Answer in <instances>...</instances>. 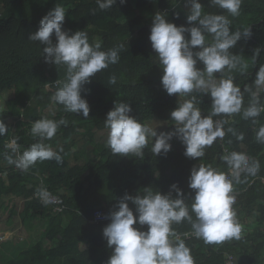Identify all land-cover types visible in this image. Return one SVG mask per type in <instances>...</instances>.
<instances>
[{"label":"trees","instance_id":"1","mask_svg":"<svg viewBox=\"0 0 264 264\" xmlns=\"http://www.w3.org/2000/svg\"><path fill=\"white\" fill-rule=\"evenodd\" d=\"M201 3L205 13L227 15L232 30L250 27L251 37L242 38L230 50L248 63L247 71L242 74L237 70L231 73L225 70V75H232L241 90L248 86L255 91V73L264 64V0H243L240 15L236 17L210 4L209 0H201ZM14 4L19 9H11ZM56 4L63 5L68 12L65 30L70 29L71 33L86 31L89 42L100 41L104 51L123 45L119 62L110 64L90 77V83L83 85L81 95L90 107L87 119L66 111L63 105L52 100L61 86L56 85V81L64 82L66 79V66L46 63L42 56L45 45L27 39ZM1 7L7 8L8 12L0 17V96L11 88H14V95L11 100L5 101L3 108L0 107V119L9 127L8 132L0 136V211L9 210L8 201L15 203V200L21 199L24 203L21 218L24 220L30 213L31 217H42L44 222L41 237L37 240L31 237L32 244L29 246H24L27 241L24 240L20 245L24 248L18 247L19 251L6 260V264H105L112 250L107 247L102 232L110 221L93 220V213L97 207L103 206V200L106 206L101 208L111 212L116 210L119 199L125 193L142 195L144 188L151 187L154 192L159 190L167 194L172 184H177L185 196H194V190L188 187L192 167L210 164L227 171L228 167L221 157L232 151L244 152L260 163L256 176L245 178L242 175L244 182L234 185V190L239 192L236 206L240 223L241 211L251 208V203H258L264 215V144L256 140L259 127L264 125V112L255 118V123L253 118H243V110L251 102L248 92L244 93L241 113L214 117L226 120L225 130L231 127L237 134L243 133L244 139L238 140L232 133L226 132L222 140L217 139L212 146L206 147L205 155L200 159L187 158L184 155L185 146L174 137L170 141L172 149L166 156H156L152 152V141L144 149L143 158L131 154L127 157L113 155L102 141L96 144L98 160L75 157V162H71L75 135L88 136L92 140L100 131L107 133L104 122L106 114L114 107V101L129 103L133 109L131 115L141 122L158 118L169 122V128L173 130L175 122L170 123V112L177 107L178 96H169L161 85L162 69L149 35L153 17L158 12L177 26H189L185 0H126L124 4L117 0L116 5L107 10H100L96 0H0ZM52 39L55 43L54 34ZM211 39V36L207 37L209 43ZM257 48H260V55L253 61ZM197 67L202 68V63L198 62ZM113 75L116 83L110 84L109 79ZM216 76L220 74L216 73ZM193 94L201 100L199 107L202 114H210V96ZM260 101L264 104V92ZM41 118L67 120V126L61 125L53 139L43 141L51 146L62 144V163L47 160L37 162L27 172L16 170L4 158L5 153L12 154L5 146L11 138H17L22 151L37 142L39 138L34 137L29 129L34 121ZM42 185L60 197L65 205L62 213L35 197L36 190ZM172 195L175 197L174 191ZM128 203L134 210L131 201ZM186 203L190 207L191 198ZM16 210L14 205L10 209L13 217ZM192 215L195 220L194 213ZM259 218H262L261 214ZM13 220L6 221L10 229L17 226ZM172 227L191 249L195 264H225L227 253L234 254L237 261L238 256L244 253L247 260L257 257L256 248L259 246L253 235H242L239 240H227L217 245L207 244L195 235L186 237L187 232L193 231L187 221ZM142 230L146 231L147 225ZM45 241L50 243L49 246L45 245Z\"/></svg>","mask_w":264,"mask_h":264},{"label":"clouds","instance_id":"2","mask_svg":"<svg viewBox=\"0 0 264 264\" xmlns=\"http://www.w3.org/2000/svg\"><path fill=\"white\" fill-rule=\"evenodd\" d=\"M119 2L124 4L126 0ZM96 3L100 10H107L116 5L117 0H96ZM209 3L236 17L240 15L243 0H209ZM185 6L189 10L186 15L189 26H177L158 12L153 17L149 35L162 69L161 85L169 96H178L177 107L170 112L174 128L158 133L157 128L162 126V122H141L131 115L133 109L129 103L114 101V107L106 114L104 122L107 131L105 143L113 155L127 157L131 154L143 158L144 149L152 141V152L156 156H166L172 149L170 141L175 137L185 146L187 158L200 159L205 155L206 147L212 146L217 139L222 140L226 132L238 140L244 139L243 133L237 134L231 127L225 130L226 120L214 119L241 113L244 93L251 94V102L243 110L244 119L253 118L255 123V118L264 112V104L260 101L264 92V64L255 73V91L248 86L241 90L232 75H225V70L228 73L237 70L242 74L247 71L248 63L230 50L242 38L251 37L250 27L232 30L227 15L205 13L201 0H185ZM67 13L63 5L56 4L27 39L45 45L42 56L46 63L66 66V79L64 82L56 81L61 86L52 100L63 105L66 111L87 119L90 107L81 95L83 85L90 83V77L110 64L118 63L123 45L104 51L100 41L89 42L86 31L71 33L70 29L65 30ZM209 36L212 38L210 43L207 41ZM259 55L260 48H257L253 61ZM198 62L202 63V68L197 67ZM216 73L220 74L219 78ZM109 83H116L114 75ZM193 93L210 96V114H202L201 100ZM61 125L67 126V120L41 118L34 121L29 132L39 139L22 151L17 138H11L5 146L12 153H5L7 163L22 172H27L37 162L55 160L62 163L60 153L63 148L57 150L43 142L53 139ZM8 130V125L0 119V136ZM256 140L264 144V125L259 127ZM221 159L228 167L227 172L210 164L192 167L188 187L194 190V196H185L177 184H172L167 194L154 192L151 187L144 188L142 195L125 193L116 210L105 217L110 223L103 228L102 235L112 250L105 264H195L191 249L172 227L184 221L191 224L195 237L207 244L218 245L227 240L241 239L243 226L233 208L236 202L234 185L244 182L242 175L245 178L256 176L260 163L237 151L225 154ZM35 194L44 205L58 200L45 187L38 188ZM188 198L192 200L190 207L186 203ZM129 201L135 206L134 210L129 207ZM145 225L146 231L142 230Z\"/></svg>","mask_w":264,"mask_h":264},{"label":"crops","instance_id":"3","mask_svg":"<svg viewBox=\"0 0 264 264\" xmlns=\"http://www.w3.org/2000/svg\"><path fill=\"white\" fill-rule=\"evenodd\" d=\"M162 122V126L157 128V132H161V131H171L170 130V126H169V122L166 121H162L158 118H154L149 120L147 123L150 122ZM170 123H172V120L170 121ZM101 133H99V135H96L95 139L92 138V140L90 139V137L88 136H83L81 134L75 135V146L80 150L85 152V156L86 159L88 160H95V159H99L97 157V153L95 152L96 149V144L103 141V144H105L106 141V137H107V133L105 131H100ZM102 134V135H101ZM54 149H59L60 147H62V144L59 143L57 145H53L52 146ZM82 158V157H81ZM80 158V160H82ZM75 157L73 159H71V162H75ZM5 177V176H4ZM159 191V190H158ZM242 201H244V199H242ZM22 200H15V203H11V202H7V206L9 208V210L12 208V206L14 205L15 207L18 206V209L16 210V214L15 219H18V226H16L15 229H10L8 227V224L6 223L5 225V230H10L12 232H17L16 234L18 235L19 239H18V245H21L23 243L24 240H28L27 238H33V240L35 239V237L37 235H42V231L44 229V227H42L44 224V222L42 223V217H30L31 214L29 213L30 216H27L24 220L21 218V211H22ZM103 206L100 207H104L106 206V202L103 200L102 202ZM249 209H245L241 211V225L243 226V234L242 235H253L255 236V242L257 244L256 248V253H257V257H255L253 260H247V255L244 253L240 256H238V261L239 264H264V215H262L261 210L259 208V204L258 203H251L250 204ZM261 214V219L259 218ZM29 219H36V222L34 224V226H30L29 224H27V221ZM9 220V218L7 219ZM20 220L22 221V223H20ZM40 223H42L43 225L40 226ZM13 225V224H12ZM11 225V227H12ZM18 229V230H17ZM20 238H22V240H20ZM46 246H49V242L45 241ZM16 245V246H18Z\"/></svg>","mask_w":264,"mask_h":264},{"label":"rangeland","instance_id":"4","mask_svg":"<svg viewBox=\"0 0 264 264\" xmlns=\"http://www.w3.org/2000/svg\"><path fill=\"white\" fill-rule=\"evenodd\" d=\"M11 9H19V6L17 4H14L11 6ZM188 9V8H187ZM1 12L7 14L8 9L1 7ZM4 17V16H2ZM219 78V77H217ZM14 88H11L10 90L4 92L1 96H0V107L3 108L5 101L7 100H11L13 98L14 95ZM11 119H14L13 117ZM22 120V117L20 118ZM71 159H73L74 157H79V158H85V152L80 151L76 146L73 147L72 151H71ZM23 206L24 203L22 202V210H23ZM18 209V206H17ZM30 216V215H29ZM31 217V216H30ZM15 219V217H13L10 214V210H2L0 211V264H6L8 259H11L15 256V253L17 251H19V249H17L18 247H20L21 249L24 248L23 246L18 245V235L16 234L17 232H12L10 230H5V225H6V221L7 219ZM16 221V224L18 226L19 222L18 219L17 220H13ZM43 223V219L41 220ZM36 222V219H29L27 221L26 225H30V226H34ZM20 223H22V221L20 220ZM42 223H40V226L43 225ZM20 226H18L19 229ZM43 227V226H42ZM17 229V230H18ZM43 232V231H42ZM41 236L37 235L35 237V240L39 239ZM28 240L26 242H24V246L27 245L29 246L30 244H32V239L31 238H27ZM20 240H22V238H20ZM18 245V246H16ZM46 245V244H45Z\"/></svg>","mask_w":264,"mask_h":264},{"label":"built area","instance_id":"5","mask_svg":"<svg viewBox=\"0 0 264 264\" xmlns=\"http://www.w3.org/2000/svg\"><path fill=\"white\" fill-rule=\"evenodd\" d=\"M55 84L57 85V83H55ZM220 140H221V139H220ZM223 148H224V151L227 152V149H225L224 146H223ZM15 168H16V167H15ZM16 169H17V168H16ZM17 170H19V169H17ZM20 171H21V170H20ZM227 171H228V169H227ZM227 171H225V172H227ZM263 182H264V179H263ZM41 187H45V188L48 189L47 186H43V185H42ZM48 190H49V189H48ZM235 193H236V202H235V204L233 205V208L236 210V212H237V219L239 220V217H238V209H237V206H236V205H238V203H239V192H237V191L235 190ZM53 195H54V194H53ZM54 196H56V197L58 198L57 202H56V203L49 204V205L53 206V207L55 208V210H56L58 213H62V212L64 211V209H65V205H64V203L62 202V200L60 199L59 196H57V195H54ZM35 197L38 198V197L36 196V194H35ZM38 200L41 202V200H40L39 198H38ZM41 203H42V202H41ZM109 213H110V211H107L106 209L101 208V207H97V208L95 209L94 213H93V220H94L95 222L110 221L109 219H106V218H105ZM239 222H240V220H239ZM192 235H194V234H193V231L187 232V233L185 234V236L188 237V238H189L190 236H192ZM180 237H181V235H180ZM225 264H238V261H237L235 255L232 254V253H227V254H226V258H225Z\"/></svg>","mask_w":264,"mask_h":264}]
</instances>
